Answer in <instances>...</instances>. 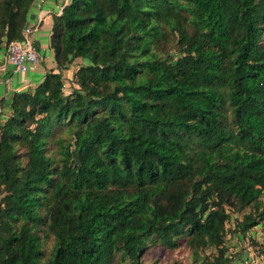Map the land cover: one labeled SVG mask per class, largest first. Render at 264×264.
<instances>
[{"label": "trees", "instance_id": "trees-1", "mask_svg": "<svg viewBox=\"0 0 264 264\" xmlns=\"http://www.w3.org/2000/svg\"><path fill=\"white\" fill-rule=\"evenodd\" d=\"M30 2L0 0V42ZM48 44L0 117V264H235L256 223L264 264V0H65Z\"/></svg>", "mask_w": 264, "mask_h": 264}, {"label": "crops", "instance_id": "crops-1", "mask_svg": "<svg viewBox=\"0 0 264 264\" xmlns=\"http://www.w3.org/2000/svg\"><path fill=\"white\" fill-rule=\"evenodd\" d=\"M65 0H31L26 10L25 25L29 26L28 38L38 52V59L24 70H14L5 59L3 41L0 42V117L10 111L9 101L14 90L30 88L42 76L46 67L54 64L48 34L52 11L58 12ZM70 67V66H69ZM67 69V70H66ZM62 69V73L68 71Z\"/></svg>", "mask_w": 264, "mask_h": 264}, {"label": "rangeland", "instance_id": "rangeland-1", "mask_svg": "<svg viewBox=\"0 0 264 264\" xmlns=\"http://www.w3.org/2000/svg\"><path fill=\"white\" fill-rule=\"evenodd\" d=\"M68 88L67 77L64 76V90L66 91ZM239 214V210H232L225 222L226 226L232 227L234 217ZM261 233L260 223L250 226L242 234L235 230L226 231L227 250L232 254L231 258L235 264H262L263 257L259 249L262 241ZM44 243L43 247L46 251L48 249L49 239ZM204 250L207 251L208 249L205 248ZM140 259L142 264H188L190 252L189 248L183 243L172 248L156 243L145 247L140 253Z\"/></svg>", "mask_w": 264, "mask_h": 264}, {"label": "built area", "instance_id": "built-area-1", "mask_svg": "<svg viewBox=\"0 0 264 264\" xmlns=\"http://www.w3.org/2000/svg\"><path fill=\"white\" fill-rule=\"evenodd\" d=\"M29 29V26L24 24L21 37L10 39L5 43L4 56L14 70H24L39 57L28 38Z\"/></svg>", "mask_w": 264, "mask_h": 264}]
</instances>
